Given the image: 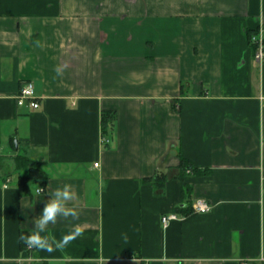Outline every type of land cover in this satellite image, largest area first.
Instances as JSON below:
<instances>
[{
    "label": "crops",
    "instance_id": "crops-1",
    "mask_svg": "<svg viewBox=\"0 0 264 264\" xmlns=\"http://www.w3.org/2000/svg\"><path fill=\"white\" fill-rule=\"evenodd\" d=\"M262 26L264 0H0V264H264ZM18 154L45 186L20 191ZM66 183L80 216L50 229L83 234L30 254L20 234Z\"/></svg>",
    "mask_w": 264,
    "mask_h": 264
},
{
    "label": "clouds",
    "instance_id": "clouds-1",
    "mask_svg": "<svg viewBox=\"0 0 264 264\" xmlns=\"http://www.w3.org/2000/svg\"><path fill=\"white\" fill-rule=\"evenodd\" d=\"M44 191L45 189L38 186L36 195H40ZM77 199V193L71 184L66 183L50 192L32 226V231L28 234L22 232L19 236V242L27 249L37 252L52 253L66 249L69 244L83 234L84 228L79 224L70 223L69 230L57 238L51 232L50 226L56 225L61 219L65 221L78 220L80 210L75 203Z\"/></svg>",
    "mask_w": 264,
    "mask_h": 264
},
{
    "label": "built area",
    "instance_id": "built-area-1",
    "mask_svg": "<svg viewBox=\"0 0 264 264\" xmlns=\"http://www.w3.org/2000/svg\"><path fill=\"white\" fill-rule=\"evenodd\" d=\"M250 44L254 48L255 59L258 62H262L264 59V26L258 29L255 33L250 35ZM17 105L22 106H29L33 110H37L40 108V103L35 96L34 92V84L31 81L26 82L21 90L19 95L16 98ZM102 141L104 143H109L107 138H103ZM98 163H95V167H98ZM212 206L203 199H198L192 204V210L194 213L198 214H206L210 212ZM181 216L176 213L166 214L162 217L161 221L164 228H167L172 221L181 220ZM27 249V248H26ZM28 252L34 253L35 250H29ZM242 264H250L248 261L242 262Z\"/></svg>",
    "mask_w": 264,
    "mask_h": 264
},
{
    "label": "trees",
    "instance_id": "trees-1",
    "mask_svg": "<svg viewBox=\"0 0 264 264\" xmlns=\"http://www.w3.org/2000/svg\"><path fill=\"white\" fill-rule=\"evenodd\" d=\"M114 116L112 114H107L106 117L103 119V131L104 133L113 126L114 123ZM1 160V157H0ZM15 163V171L17 174V185L18 188L22 193H26L29 188L30 184L32 183H39L41 186H45L47 183V176L45 175L41 164L33 162L29 158L23 155H16L14 158ZM191 167L189 160L180 156V171L181 174H185L187 169ZM198 170H194V173H197ZM154 182H156L157 187L161 188L164 186L166 182V177L164 174H160L157 178H155ZM22 246L26 249V247L22 244ZM32 254L31 252H29Z\"/></svg>",
    "mask_w": 264,
    "mask_h": 264
},
{
    "label": "rangeland",
    "instance_id": "rangeland-1",
    "mask_svg": "<svg viewBox=\"0 0 264 264\" xmlns=\"http://www.w3.org/2000/svg\"><path fill=\"white\" fill-rule=\"evenodd\" d=\"M12 149V148H11ZM10 169V171H11V174L14 176L13 178H17V174H16V172L13 170V169H11V168H9Z\"/></svg>",
    "mask_w": 264,
    "mask_h": 264
}]
</instances>
